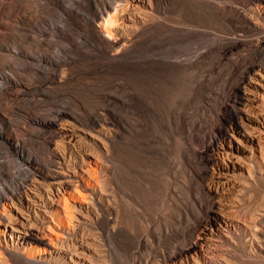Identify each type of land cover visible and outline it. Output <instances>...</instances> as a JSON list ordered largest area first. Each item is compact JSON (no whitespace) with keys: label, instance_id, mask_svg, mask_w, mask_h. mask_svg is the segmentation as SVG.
<instances>
[{"label":"rangeland","instance_id":"374dc122","mask_svg":"<svg viewBox=\"0 0 264 264\" xmlns=\"http://www.w3.org/2000/svg\"><path fill=\"white\" fill-rule=\"evenodd\" d=\"M106 3L0 0V188L14 191L30 157L56 161L54 131L34 118L64 112L99 164L91 213L77 210L73 230L47 217L61 240L90 241L80 264H163L195 241L220 201L221 214L254 218L258 231L232 229L211 263L264 264V162L221 197L197 155L230 125L245 68L264 62L260 0H148L132 30L111 25L113 40L97 21ZM5 240L0 233V264H73L70 254L28 255Z\"/></svg>","mask_w":264,"mask_h":264},{"label":"bare ground","instance_id":"6f19581e","mask_svg":"<svg viewBox=\"0 0 264 264\" xmlns=\"http://www.w3.org/2000/svg\"><path fill=\"white\" fill-rule=\"evenodd\" d=\"M147 2L107 0L104 11L97 16L100 32L113 40V23L119 24L122 31L132 30L135 17L147 8ZM260 6L264 15V0H260ZM261 45L264 46V41ZM229 102L230 125L215 130V134L206 140L204 149L197 151V155L207 159L211 166L209 176L220 188L221 193L216 192L221 197L230 196L232 189L238 188V176L251 173L253 165L264 162V62L245 68L232 87ZM34 121L54 131L55 140L50 142L56 161L43 165L30 157L25 160L27 172L20 168L21 177L14 191L8 195L4 187L0 188V233L6 239L7 248V238H10L12 245L29 246L28 255L34 250L65 257L70 254L73 264H80V256L91 254L90 241L80 235H72L69 241L61 240L47 217L57 229L62 230L68 223L73 230L77 210L83 215L91 213L90 206L99 196L96 184L98 160L90 145L81 140L73 127L76 121L69 114L60 112L52 119L34 118ZM63 147L67 148L68 155L64 149L61 151ZM16 153L26 157L19 143ZM245 158L252 162L247 164ZM224 206L218 202V208L210 211L207 222L198 227L195 241L180 252L168 254L163 264H213L215 258L212 256L217 248H221L217 243L227 242L225 237L232 234V229L246 236H251L250 231H258L254 218L240 222L234 216L233 219L231 215L221 214Z\"/></svg>","mask_w":264,"mask_h":264}]
</instances>
